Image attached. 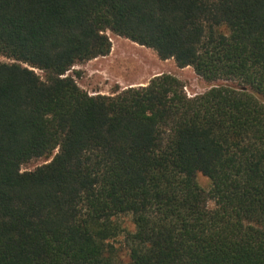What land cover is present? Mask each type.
<instances>
[{"label":"trees","instance_id":"trees-1","mask_svg":"<svg viewBox=\"0 0 264 264\" xmlns=\"http://www.w3.org/2000/svg\"><path fill=\"white\" fill-rule=\"evenodd\" d=\"M106 31L219 83L90 94ZM0 54V264H264V0H0Z\"/></svg>","mask_w":264,"mask_h":264},{"label":"rangeland","instance_id":"rangeland-1","mask_svg":"<svg viewBox=\"0 0 264 264\" xmlns=\"http://www.w3.org/2000/svg\"><path fill=\"white\" fill-rule=\"evenodd\" d=\"M106 33L111 40V49L107 55L76 63L66 72L90 94H112L115 90L126 87L143 86L150 78L160 73H170L179 78L187 96L200 94L213 83H219L204 80L191 66L178 67L172 58L160 59L152 48L139 45L110 31ZM0 61L11 60L0 54ZM35 70L42 76L40 70ZM46 161L48 160L45 157L31 159L22 163L20 169L32 170ZM196 178L203 188H208L210 183L207 177L198 173ZM208 206L213 207V202L209 201ZM119 221L129 230L133 229L130 216L123 215ZM123 242V236L120 235L116 238L115 245L121 247ZM121 255L126 258L124 250Z\"/></svg>","mask_w":264,"mask_h":264}]
</instances>
